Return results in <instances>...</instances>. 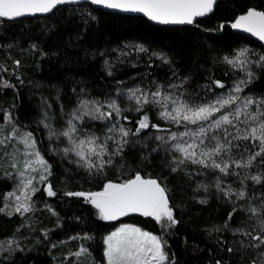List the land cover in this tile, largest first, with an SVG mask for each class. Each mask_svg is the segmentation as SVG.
<instances>
[{"label": "trees", "instance_id": "obj_1", "mask_svg": "<svg viewBox=\"0 0 264 264\" xmlns=\"http://www.w3.org/2000/svg\"><path fill=\"white\" fill-rule=\"evenodd\" d=\"M250 8L264 11V0H218L210 15L186 26L155 25L90 3L62 5L45 16L0 20V264H104L105 236L122 224L156 235L167 257L163 264H264V245L254 247L259 242L245 235L264 236V152L259 140L226 138L225 129L233 135L236 129L228 124L211 129L214 119L209 118L202 122L209 130L201 138L209 148L217 143L213 136L225 146L227 151L212 160L227 163L228 174L213 168L212 160L207 167L177 164L182 157L171 148L176 141L168 138L201 125H177L160 115L162 105L142 99L147 94L151 100L157 89L170 102L190 106L239 97L212 116L231 114L229 119L246 97L264 100V47L231 27ZM243 49L246 68L226 62L225 57L234 58ZM237 84L242 91H233ZM82 102H88L86 108ZM113 102L119 115L109 107ZM95 107L111 117L93 119L100 115ZM256 108L253 103L248 111L255 113ZM144 116L149 127L137 132ZM70 120L76 143L94 136L97 144L107 145L108 154L91 157L93 162L112 160L103 171L96 170L98 164L89 170L71 151L73 143L62 134ZM233 123L251 130V121ZM121 127L129 130L127 137L122 138ZM22 130L31 134L46 167L43 181H33L28 212L22 207L17 211L13 193L25 162L15 137ZM122 140H127L123 151L112 155ZM196 151L199 159L200 148ZM137 174L166 189L175 225L135 214L106 221L84 197L67 195L98 192L107 182L124 183ZM49 188L54 195H48Z\"/></svg>", "mask_w": 264, "mask_h": 264}, {"label": "snow or ice", "instance_id": "obj_2", "mask_svg": "<svg viewBox=\"0 0 264 264\" xmlns=\"http://www.w3.org/2000/svg\"><path fill=\"white\" fill-rule=\"evenodd\" d=\"M76 2V0H0V18H6L12 20L25 15H35L37 13H50L57 7V5ZM91 3L102 5L108 9H120L125 12H140L143 13L148 19L156 21L161 24H192L195 17H201L212 11L214 0H91ZM234 29H241L245 32L251 33L253 36L258 37L261 41H264V11H258L255 9H249L246 14L240 15L234 23L231 25ZM143 50V49H141ZM228 64L233 67L241 65L246 68L247 65V49L240 50L234 58L225 57ZM261 62H264V57H261ZM264 66V63H261ZM249 77L252 73L248 72ZM241 83H244L241 81ZM218 87H223L222 84L217 82ZM138 91V90H137ZM235 92L242 91L239 84L233 89ZM135 92H131V96H134ZM152 99H148V95L144 94L142 99L144 103H152L162 105L165 111L161 112L160 115L177 125H180L183 121L185 124H200L201 126L196 131H185L182 133H172L168 138L169 141H176L171 145L172 150L180 153L182 159H176L175 163L184 164L186 161H190L193 164H200L207 167V160H212L214 155H220L222 152L227 151L225 146L219 142L217 137L213 136L211 139L217 140V143L209 148L205 145L204 137L209 129L203 127L202 122L209 121V118L218 112L220 108L235 103L239 97L228 96L227 98H220L215 103H209L207 105H192L187 103H178L177 100L172 99L171 103L173 107L171 111L167 110L168 102L171 99L169 96L161 97L159 89L156 92L151 93ZM88 102H82L83 107H87ZM98 104V102H93ZM140 103V98H137V104ZM255 103L257 105L256 112H249V106ZM219 105V107H217ZM260 105H264V100L254 101L251 97H246L243 105L235 110V115L232 119H229V115H221L219 119L211 121L209 128L220 129L222 125H232L236 129L235 135L228 132L225 129V136H231L232 140L243 139V140H259L260 152H264V108ZM117 115L120 114V109L116 103L113 102L109 105ZM95 112L100 115L93 116V119H105L110 118L111 113L100 112V107H95ZM140 109L137 108V111ZM84 114L90 115V112ZM244 116L243 121L240 120L241 116ZM75 113L73 119H76ZM233 120L239 121L248 125V122H252L251 130L248 127L239 128L233 123ZM257 121H259L257 125ZM69 130L63 132L65 136H69L70 142L73 143L75 154L79 157V160L84 161L85 166L91 170L98 164L97 171H103L105 164H111L112 160L109 158L107 161L99 159L95 162L91 160L92 156L103 157L108 154L105 150L107 145L97 144V138L90 136L86 139H80L76 143L71 138V133L75 132V126L72 121L69 122ZM149 127L148 117L144 116L139 121L140 130ZM152 127H157L152 125ZM115 130V125L109 128L108 131L112 132ZM122 138L129 135V130L121 127L119 129ZM185 136L195 137L191 142L184 140ZM179 137V139H178ZM107 139H113V137H107ZM158 140L164 139L163 137H157ZM197 140L199 143H197ZM127 140H122L121 146L112 155L119 154L123 151V144H126ZM228 144L231 145V140H228ZM203 146V147H201ZM200 148L199 156L197 159L196 149ZM99 149V150H98ZM70 151L65 149V153ZM257 152L255 155H260ZM38 162L43 164V160L39 159ZM254 157L249 158L248 163ZM211 166L218 168L222 173L228 174V164L221 163L212 160ZM237 164V167H240ZM176 171L175 168L172 169ZM43 180L44 177L42 176ZM253 180L259 181V177L253 176ZM28 183H31L29 181ZM27 186V185H26ZM48 195H54L53 191L49 188ZM67 195L72 196H83L86 200L90 201L92 205L98 209L99 216L101 219L110 221L116 220L121 216H126L129 213H139L142 216H150L161 223L163 218H166L171 225L177 223L173 217L172 211L169 208L168 198L166 196V189L161 187L156 179H142L139 174L136 175L135 179H130L124 183H106L103 191L101 192H69ZM239 197H244L245 193L241 191ZM19 200V197H17ZM20 205L17 207V211L20 210ZM23 210L28 212L30 209L27 206H23ZM255 213L256 209H252ZM231 218V214H230ZM261 231H264V218L261 219ZM227 226V225H226ZM237 231H240L237 229ZM247 236H251L253 240L258 241L254 247H260L264 245V236H252V233H245ZM106 251L105 256L107 257L108 264H163L167 259L166 254L162 250L160 239L148 232L142 231L137 227L131 225H123L116 231L112 232L111 235L105 239ZM229 252L233 249L229 248ZM219 264V262H217Z\"/></svg>", "mask_w": 264, "mask_h": 264}, {"label": "rangeland", "instance_id": "obj_3", "mask_svg": "<svg viewBox=\"0 0 264 264\" xmlns=\"http://www.w3.org/2000/svg\"><path fill=\"white\" fill-rule=\"evenodd\" d=\"M178 103H180V102H178ZM168 104H170V110L169 111H171V108L173 107V105H172V103L170 101L168 102ZM217 107H219V105H217ZM215 114L216 113H214V115ZM220 116L221 115L215 116V118H213V117H210V118L215 120V119H219ZM15 137L18 140V142L20 143V145H18V146L20 147L22 145V151H23V154H24V157H25V162H24V167H23L22 173H21V179H20V182L21 183H20V186H19L18 190L17 191L15 190V192H13V193H15L14 194L15 201L23 209V206H27L28 207V205H29V197H30V194H31V191H32L33 181L34 182L35 181H39L38 183H41L43 181L41 179V177L43 176L45 178L44 172H45L46 167H45L44 162H43V164H41V163L38 162L37 156H39V159L40 160H43V159L36 152V149H35V146H34V140H33L31 134L28 131L22 130L18 134H15ZM36 177H38V179ZM29 181H31V183H28ZM107 183H109V182H107ZM111 183H114V182H111ZM103 188H104V186H103ZM103 188L100 191H98V192L103 191ZM17 197H19V200H17ZM85 201L88 202V203H90L92 205V203L90 201H88L86 199H85ZM95 210H96V214L100 218L98 209L95 208ZM163 219H166V218H163ZM123 225H131L133 227H137V228L141 229L140 227H138L136 225H132V224H122L119 227H117L115 230H113L112 232L116 231L118 228H120ZM142 231H145V230H142ZM112 232H110L109 234H107L105 236V239H106L107 236L111 235ZM145 232H147V231H145ZM150 234H152V233H150ZM106 247L107 246L105 244L104 256H105ZM104 264H108V261H107V257L106 256H105V263Z\"/></svg>", "mask_w": 264, "mask_h": 264}, {"label": "water", "instance_id": "obj_4", "mask_svg": "<svg viewBox=\"0 0 264 264\" xmlns=\"http://www.w3.org/2000/svg\"><path fill=\"white\" fill-rule=\"evenodd\" d=\"M218 2V0H214V3H213V8H212V11L211 12H209V13H207L206 15H204V16H201V17H195L194 18V22L196 21V20H198V19H201V18H205V17H207L208 15H210L212 12H213V10H214V8H215V5H216V3ZM82 3H90L92 6H94L95 8H99V9H102V10H106V11H108V12H113V13H119V14H124V15H136V16H141V17H144V18H146L150 23H152V24H155V25H160V26H186V25H190V24H161V23H158V22H156V21H152V20H150V19H148V17L147 16H145L143 13H140V12H125V11H122V10H120V9H108V8H105V7H103L102 5H97V4H93V3H91V0H76V2H68V3H64V4H60V5H57V7H59V6H62V5H78V4H82ZM56 7V8H57ZM55 8V9H56ZM55 9H53V11L55 10ZM251 9H255V8H251ZM255 10H258V9H255ZM258 11H261V10H258ZM51 13V12H50ZM50 13H37V14H35V15H25V16H22V17H18V18H15V19H12V20H16V19H19V18H25V17H37V16H45V15H48V14H50ZM247 13V11L245 12V13H243V14H241V15H244V14H246ZM240 16V15H239ZM238 16V17H239ZM237 17V18H238ZM236 18V19H237ZM1 19H4V20H8V19H6V18H0V20ZM9 21H11V20H9ZM236 21V20H235ZM234 21V22H235ZM193 22V23H194ZM233 22V23H234ZM233 30H235L236 32H238V33H240V34H242V35H245V36H247V37H249L250 39H252V40H254L255 42H257V43H259L262 47H264V41H261L258 37H256V36H253L251 33H249V32H245V31H243V30H241V29H234L233 28ZM141 176V175H140ZM135 177H136V175L134 176V177H132L131 179H135ZM141 178L142 179H154V178H150V177H142L141 176ZM130 180V179H129ZM158 182V181H157ZM159 183V182H158ZM160 184V183H159ZM162 187V186H161ZM83 197V196H82ZM129 214H135V215H140L139 213H129ZM142 216V215H141ZM144 217H150V216H144Z\"/></svg>", "mask_w": 264, "mask_h": 264}]
</instances>
